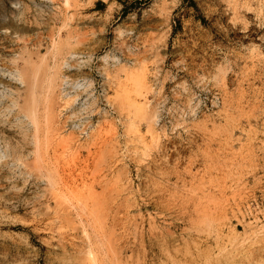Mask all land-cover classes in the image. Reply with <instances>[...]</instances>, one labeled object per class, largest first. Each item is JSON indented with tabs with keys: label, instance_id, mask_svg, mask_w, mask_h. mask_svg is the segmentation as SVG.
Listing matches in <instances>:
<instances>
[{
	"label": "rangeland",
	"instance_id": "374dc122",
	"mask_svg": "<svg viewBox=\"0 0 264 264\" xmlns=\"http://www.w3.org/2000/svg\"><path fill=\"white\" fill-rule=\"evenodd\" d=\"M0 264H264V0H0Z\"/></svg>",
	"mask_w": 264,
	"mask_h": 264
},
{
	"label": "built area",
	"instance_id": "2783aa9c",
	"mask_svg": "<svg viewBox=\"0 0 264 264\" xmlns=\"http://www.w3.org/2000/svg\"><path fill=\"white\" fill-rule=\"evenodd\" d=\"M108 95L109 89L98 71L85 77H66L60 97L62 100L74 97L75 101L72 105L61 104L60 120L64 130L80 139L88 138L105 116L113 115Z\"/></svg>",
	"mask_w": 264,
	"mask_h": 264
},
{
	"label": "bare ground",
	"instance_id": "6f19581e",
	"mask_svg": "<svg viewBox=\"0 0 264 264\" xmlns=\"http://www.w3.org/2000/svg\"><path fill=\"white\" fill-rule=\"evenodd\" d=\"M19 80H21V81H23L24 82V76L23 75H19ZM31 90H33V86H31ZM63 106L61 105V108H62ZM60 108V109H61ZM51 109H52V107H51ZM60 112H61V110H60ZM151 121H152V118L150 119Z\"/></svg>",
	"mask_w": 264,
	"mask_h": 264
}]
</instances>
